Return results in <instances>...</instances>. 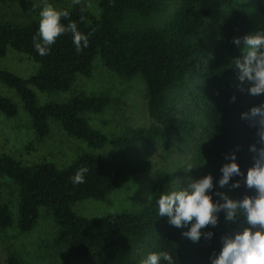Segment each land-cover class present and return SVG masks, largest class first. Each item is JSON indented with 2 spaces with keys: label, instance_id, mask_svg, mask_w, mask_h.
Segmentation results:
<instances>
[{
  "label": "trees",
  "instance_id": "16d2710c",
  "mask_svg": "<svg viewBox=\"0 0 264 264\" xmlns=\"http://www.w3.org/2000/svg\"><path fill=\"white\" fill-rule=\"evenodd\" d=\"M50 1L60 4L64 0ZM229 2L182 0L169 12L166 0H98L99 15L95 18L80 1L60 11L67 10L69 19L88 36V47L78 52L71 34L66 33L56 39L45 56H40L33 44L39 20L26 24L0 21V58L10 48L37 64V70L27 79L0 70V84L18 96L39 141L49 136L51 122H55L67 136L92 150H101L106 145L115 150L151 146L171 131L182 134L179 143L184 144L196 130V124L179 111V98L184 90H189L195 103L205 108L208 138L200 153L207 172L201 177L209 173L213 176L215 201V191H228L219 189L217 184L222 175L219 169L228 162L225 154L239 145L236 162L241 171L246 175L252 165L248 146L257 139L256 129L241 119V113L264 102L262 98L249 104L244 91L233 81V61L242 54V45H235L233 38L250 34L248 15L231 8L220 23L212 45L203 35L213 12L225 8ZM256 9L264 18V0L256 1ZM68 22L61 21L65 25ZM97 57L108 71L120 78H141L147 115L152 123L108 138L93 129L83 115L102 113L114 102L109 95L80 93L65 101L39 103L32 88L42 94H65L78 77L92 76ZM233 96L235 100L231 101ZM0 113L6 118L18 115L14 101L1 94ZM82 167L88 169L85 182L74 184L72 177ZM150 169L149 161L116 162L92 153H82L62 168L48 162L23 165L9 155L0 154V174L18 190L17 229L21 233L31 232L41 209L47 210L56 228L54 245L63 248L67 258L77 264H139L136 249L146 243L154 252L172 254L175 264H211L210 257L219 254L222 247L220 237L237 230L238 223L226 224L221 212L218 225L205 228L213 237L210 240L202 237L198 245H191L181 228L170 225L167 216L158 215L159 195L173 190L170 174L153 180L148 204L136 213H109L88 219L72 210L77 202L105 201L133 176L147 174ZM236 180H241L242 187L228 192L232 198L255 194L254 189L243 186L241 177H232L230 184ZM12 225L9 207L0 203V230ZM6 264L24 262L19 255L10 254Z\"/></svg>",
  "mask_w": 264,
  "mask_h": 264
},
{
  "label": "rangeland",
  "instance_id": "374dc122",
  "mask_svg": "<svg viewBox=\"0 0 264 264\" xmlns=\"http://www.w3.org/2000/svg\"><path fill=\"white\" fill-rule=\"evenodd\" d=\"M83 1L91 15L98 17V0ZM182 0H166L167 11L171 12ZM257 0H230L221 10L213 12L211 20L203 29L206 42L212 45L216 39L218 27L227 12L235 8L248 15L251 31L264 30V18L256 9ZM52 5L56 10L69 8L73 0H64L57 4L50 0H0V21H10L26 24L39 20V12L44 3ZM242 55V54H241ZM94 72L90 78L78 77L73 88L65 94H42L35 92L40 104L45 101H65L74 94L109 95L114 99L102 113H85L89 125L103 133L108 138L130 131L137 127L148 126L152 121L146 110L145 87L140 77L126 80L108 71L99 57L93 63ZM0 70L9 71L20 78L27 79L37 70V64L27 55L8 49L5 56L0 58ZM238 69L234 65L233 81L244 88L249 104L264 98V94L252 96L247 89L251 83L237 79ZM0 94L14 101L18 115L6 118L0 113V154L9 155L23 165L48 162L62 168L82 153H92L101 158L112 159L116 162L149 161L150 172L133 176L123 187L113 191L105 201L85 200L77 202L72 210L79 216L92 219L109 213H136L149 202L150 187L153 180L164 174H170L173 190L187 187L189 179H199L207 172L201 145L208 138V125L205 108L191 97L189 90H184L179 98V111L196 124V130L184 144L179 143L182 134L171 131L165 139L154 142L151 146L139 145L124 150L112 149L106 145L101 150L89 149L83 142L71 138L61 127L51 122V131L44 141H39L33 134L27 114L23 111L18 96L0 84ZM188 165L193 168L185 171ZM0 203L6 204L12 215L13 225L0 230V264H6L10 254H17L24 264H77L72 258H67L63 248L54 245L56 228L47 210L41 209L40 217L35 228L28 233H21L16 226L18 212L17 187L5 176L0 174ZM191 227H182L183 232ZM205 232V228L201 229ZM202 238V237H201ZM191 245L201 242H192ZM149 244L138 246L136 253L139 264L149 253H153Z\"/></svg>",
  "mask_w": 264,
  "mask_h": 264
},
{
  "label": "clouds",
  "instance_id": "9594fccd",
  "mask_svg": "<svg viewBox=\"0 0 264 264\" xmlns=\"http://www.w3.org/2000/svg\"><path fill=\"white\" fill-rule=\"evenodd\" d=\"M79 4L80 0H73ZM67 10L58 11L52 5L44 3L39 12L38 32L33 37L34 48L40 56L49 54L50 46L62 34L70 33L72 42L79 52L88 47V36L78 30L77 24L69 19ZM69 20L65 25L61 21ZM233 43L241 46V57L235 58L233 63L238 69L237 79L241 84L245 81L251 83L247 89L252 96L264 94V30L246 34L242 38L234 37ZM240 91L244 88L237 85ZM235 96L231 97V101ZM250 128H255L256 141L248 146L252 153V165L247 169L246 175L238 165L236 152L240 150L237 145L234 151L225 154L224 163L219 171L222 175L215 191L216 200L213 201V176L209 173L199 179H189L187 187L177 188L159 195L156 203L158 215L167 216L168 223L176 228L191 227L182 235L192 242H199L201 237L210 240L211 231L202 232L208 226L218 225V214L223 212L225 223H238V229L220 237L222 247L219 254L210 257L211 264H264V102L251 107L241 113ZM259 145V146H257ZM206 163V162H205ZM193 168L188 165L186 172ZM87 168H80L72 177L74 184L85 182ZM232 177H241L243 186L254 189V195H243L242 198H232L228 192L242 187L241 180L230 184ZM175 264L173 255L167 251L149 253L141 264Z\"/></svg>",
  "mask_w": 264,
  "mask_h": 264
}]
</instances>
